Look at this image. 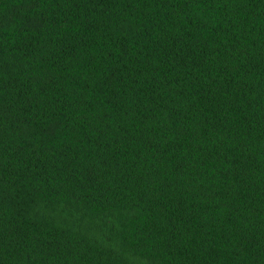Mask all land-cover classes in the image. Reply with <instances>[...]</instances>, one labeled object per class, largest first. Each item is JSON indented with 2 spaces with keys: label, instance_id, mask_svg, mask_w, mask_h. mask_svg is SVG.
<instances>
[{
  "label": "trees",
  "instance_id": "obj_1",
  "mask_svg": "<svg viewBox=\"0 0 264 264\" xmlns=\"http://www.w3.org/2000/svg\"><path fill=\"white\" fill-rule=\"evenodd\" d=\"M0 264H264V0H0Z\"/></svg>",
  "mask_w": 264,
  "mask_h": 264
}]
</instances>
